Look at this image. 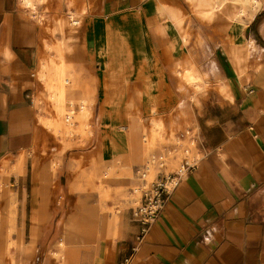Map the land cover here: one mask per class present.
<instances>
[{
  "label": "crops",
  "instance_id": "crops-1",
  "mask_svg": "<svg viewBox=\"0 0 264 264\" xmlns=\"http://www.w3.org/2000/svg\"><path fill=\"white\" fill-rule=\"evenodd\" d=\"M55 80H66L63 101L55 95L60 112L76 117L67 104L85 111L90 94L96 129L126 122L107 136L95 132L87 151H63L67 176L74 155L99 153L74 181L67 177L77 194L54 192L32 159L42 147L54 151L52 119L36 102ZM170 103L196 128L197 159L133 253L140 224L113 206L140 194L147 167L159 173L160 144L148 140L140 113ZM5 162L0 250L10 230L18 264H120L128 256L131 264H264V0H0V170ZM13 163L20 172L9 177ZM88 187L101 195L81 192ZM104 193H112L110 209Z\"/></svg>",
  "mask_w": 264,
  "mask_h": 264
},
{
  "label": "rangeland",
  "instance_id": "rangeland-1",
  "mask_svg": "<svg viewBox=\"0 0 264 264\" xmlns=\"http://www.w3.org/2000/svg\"><path fill=\"white\" fill-rule=\"evenodd\" d=\"M199 21L202 22L203 20H199ZM57 26L58 25H56V29L54 30V33L58 37L57 33L59 28H57ZM56 74L58 75V73ZM176 75L179 76L177 73ZM59 77L60 74L58 75V78ZM40 79L48 80V78L44 79V76L42 75L40 76ZM50 81L51 80L49 79V82ZM57 81L55 80L54 84H56L55 82ZM179 82L176 84V92H178L177 94L179 96L180 95L182 96L186 94L187 88L184 87V89H181ZM177 86H179L178 89ZM171 90L168 96L174 95L173 90L172 92ZM55 94H56V89H49L48 83H46L45 89L44 90L42 89V91L39 93L40 97L36 102V105L38 106L42 114L49 116V118L51 119H58V122L54 121V126L53 123H51L50 126L52 127V129L42 123L44 126L47 127L49 132L52 134L54 151L46 152L45 147H42V149L38 151L33 156L32 159L35 160L37 165L40 167V170L47 173L48 174L47 176L52 179L53 181L52 189L54 192L57 191L62 194L65 191H68L71 194L74 193L77 194L78 191L72 189V184H70L68 187L67 183L70 180H68L67 177H73L72 180L74 181L84 169L90 167V165L92 164L91 162L94 160L96 156L99 155V153L81 152L74 155L73 160L75 159L77 163V167H75L76 169L74 172H72L71 174L69 173L67 176L66 167H67L69 154L67 153L63 155V151L67 148L73 151H87L92 148V146H90L89 141H91L92 138L96 139V136L94 137L95 132L96 134H98V132L103 131L104 135L107 136L111 130L124 129L126 126V122L120 121L110 126L108 125L102 127L99 126L98 127L99 130H98L96 129V126H98L100 122L99 120L93 119L94 113H93L92 104L88 105L87 106L88 108L85 111H83V104L81 103L75 104L74 102L72 104H67V108H69V110L74 111V115L76 116L74 117L68 113L65 114L59 111L60 109H58L59 106H57V99L55 97ZM119 107L120 110L118 109L119 110L117 111L118 114L126 112V106H119ZM133 107L136 113L137 112L140 113L141 105H136ZM140 117L143 118V129L147 135L148 140L149 141L154 140V142L156 141L158 142V144H160V151L162 153V157L160 159L161 160L160 170L159 173L154 177H151L150 172L148 171H146L144 175L140 174V177L138 178L139 179L138 181L140 182V186H141L140 194L136 196L131 203H124V201H122L116 203L113 206L115 207V210L120 214L122 213V214L133 215V210L139 204L142 198L143 190L145 188L150 187L154 182H156L158 179L164 176H169L175 174L176 172L182 171L183 170L182 165L184 164L183 161L188 160V162L192 163L194 162V157L197 156L196 144L195 143L194 145L191 144V142L193 141L195 142L196 128L193 122L190 120L189 114L187 112H184V110L182 109L181 104H173V103L163 104L161 106V111L159 110L158 113L149 114V115L144 114V116L140 113ZM58 145H60V150L56 149ZM172 158H175L176 160H178V162L174 168H169V163L166 160ZM6 165L7 162L2 164L0 175H3L5 173ZM19 172H20V168H18L16 163H13L12 168L9 169L7 173L9 177H12V176H18ZM98 184L99 182L97 181V185ZM0 187H1L0 193L2 194L4 189L2 185ZM105 191L106 190H104V192ZM81 192L85 194H94L93 192H95L98 197L102 193L101 188L94 190L90 187L84 189ZM110 194L104 193L105 196L102 197V202L105 203L104 205H106L104 207L105 209H110V207H112L110 205L112 202V199L109 197ZM77 208H78V201L74 202V204L71 205L69 208L65 207V210H63V214L67 215L68 212L71 213L75 211ZM64 217L65 218L56 217L54 220V224L59 223V220L62 219L65 220L66 216ZM11 235H12L11 231L9 230L5 238L7 239L6 243H9L10 246L9 248H3V250H0V258L5 262V264H18L15 258L16 252L18 250V246L15 242L12 241ZM53 255L56 259H60L57 253H53Z\"/></svg>",
  "mask_w": 264,
  "mask_h": 264
},
{
  "label": "built area",
  "instance_id": "built-area-1",
  "mask_svg": "<svg viewBox=\"0 0 264 264\" xmlns=\"http://www.w3.org/2000/svg\"><path fill=\"white\" fill-rule=\"evenodd\" d=\"M196 138V134H195ZM194 162L183 161L182 171L175 174L164 176L154 182L150 187L145 188L139 204L133 210V217L140 224V230L135 237L132 247L133 253L136 252L144 241L150 227L158 220L160 212L164 209L171 192L174 190L182 175L186 172L185 167L193 165ZM132 256L126 257L120 264H131Z\"/></svg>",
  "mask_w": 264,
  "mask_h": 264
},
{
  "label": "bare ground",
  "instance_id": "bare-ground-1",
  "mask_svg": "<svg viewBox=\"0 0 264 264\" xmlns=\"http://www.w3.org/2000/svg\"><path fill=\"white\" fill-rule=\"evenodd\" d=\"M232 1H234L235 2V0H232ZM239 1V0H238ZM246 1V0H245ZM260 2V1H259ZM236 3H237V1H236ZM240 3V2H239ZM241 4V3H240ZM234 5V4H233ZM262 5V4H261ZM256 6H260L257 2H256ZM253 7V6H252ZM245 8H246V6H245ZM243 10V9H242ZM208 13V12H207ZM210 13V12H209ZM248 13V12H247ZM250 14V13H249ZM243 16V15H242ZM252 16V15H251ZM182 19V18H181ZM239 20V19H238ZM178 22H180V21H178ZM242 23V22H241ZM249 23V22H248ZM243 24V23H242ZM180 26V25H179ZM235 27V26H234ZM181 30H182V28H181ZM235 31V30H234ZM182 34V33H181ZM133 37V36H132ZM186 41V40H185ZM187 42H188V39H187ZM124 43V42H123ZM64 70V69H63ZM62 72H64V71H62ZM187 72V71H186ZM62 74H64V73H62ZM66 74V73H65ZM200 74V73H199ZM181 75V74H180ZM190 75V74H189ZM61 77H64V76H61ZM200 77H202V76H200ZM68 78V79H67ZM70 78L71 77H69V75H67V77L65 78V79H67V80H70ZM75 78V77H74ZM194 78V77H193ZM204 78V77H203ZM46 79V78H45ZM191 79V78H190ZM201 79V78H200ZM62 80V79H61ZM203 80V79H202ZM45 81V80H44ZM193 81V80H192ZM199 81H201V80H199ZM59 82V81H58ZM197 83V82H196ZM205 83V82H204ZM193 84V83H192ZM70 85V84H69ZM65 86H66V80H65ZM64 84L62 83V82H59V84H58V86L55 88H53V89H56V96L59 98V100L60 101H63V95H64ZM86 86H88V85H86ZM201 88V87H200ZM57 99V98H56ZM85 110H87V106L89 105V103L90 102H92L91 101V96H90V94H86V97H85ZM61 107V109H62V111L63 112H65V110H64V107L61 105L60 106ZM89 112V111H88ZM61 114V113H60ZM64 115V114H63ZM50 119V118H49ZM45 121V120H44ZM46 122V121H45ZM51 122H53V126H54V121H53V119H52V121ZM50 122V123H51ZM46 124H47V122H46ZM65 125V124H64ZM55 128H57V127H55ZM128 144V143H127ZM129 146V145H128ZM112 160V159H111ZM118 160V159H117ZM146 171H148V172H150V175H151V171H150V168L149 167H147L145 170H144V172L142 173L143 175H144V173L146 172ZM93 178H95V177H93ZM96 179H98V178H96ZM100 180V179H99ZM102 180V179H101ZM101 180L100 181H98V182H101ZM103 182V181H102ZM77 225V221H76V219L74 220V221H72V223H71V226L72 227H75ZM6 248H9V247H7V245H6ZM69 256V255H68ZM65 258H67V257H65Z\"/></svg>",
  "mask_w": 264,
  "mask_h": 264
}]
</instances>
